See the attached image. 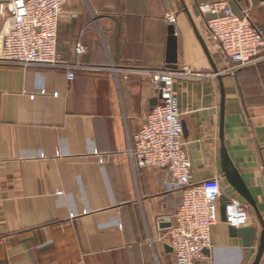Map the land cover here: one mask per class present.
<instances>
[{
	"label": "crops",
	"instance_id": "0c3cea01",
	"mask_svg": "<svg viewBox=\"0 0 264 264\" xmlns=\"http://www.w3.org/2000/svg\"><path fill=\"white\" fill-rule=\"evenodd\" d=\"M213 1L67 0L56 50L82 68L0 61V264H177L160 220L175 215L182 192H166V170L139 168L128 155L129 137L158 104L151 73L166 69L170 25L175 71H191L173 96L192 181L219 177L221 196L246 207L242 228H256L246 247L221 221L220 199L212 245L195 264L253 263L262 228L225 180L220 156L223 145L264 222V48L254 64L227 73L200 10ZM224 1L264 35V0ZM6 31L0 16V53Z\"/></svg>",
	"mask_w": 264,
	"mask_h": 264
},
{
	"label": "built area",
	"instance_id": "2783aa9c",
	"mask_svg": "<svg viewBox=\"0 0 264 264\" xmlns=\"http://www.w3.org/2000/svg\"><path fill=\"white\" fill-rule=\"evenodd\" d=\"M67 0H8L0 2V16L7 31L3 37L0 61L24 68L42 67L76 70L77 61L65 63L56 50L58 23ZM209 15L206 34L221 53L226 72L233 75L254 64L264 48V35L250 20L247 12L234 14L224 0L200 6ZM175 22L173 14L165 18ZM79 57L84 48L76 45ZM167 69L151 73L157 89L158 104L146 115L140 130L129 137L128 155L134 166L167 171L166 192H182L175 215L160 220L167 227L168 245L177 264H195L204 259L211 247V228L219 222L218 201L221 198L219 177L199 183L192 181V171L183 139L181 112L173 96V85L179 78L191 75ZM67 81L74 75L69 72ZM225 224L235 229L244 227L248 214L237 198L226 203Z\"/></svg>",
	"mask_w": 264,
	"mask_h": 264
},
{
	"label": "water",
	"instance_id": "95a60500",
	"mask_svg": "<svg viewBox=\"0 0 264 264\" xmlns=\"http://www.w3.org/2000/svg\"><path fill=\"white\" fill-rule=\"evenodd\" d=\"M203 45V43H202ZM166 69L175 71L177 70V38L175 36V30L172 25L168 27V41H167V59H166ZM223 104V103H222ZM221 104V115L223 112V107ZM221 123H222V117H221ZM183 127V134H184V124L182 123ZM220 164L223 171V176L227 183L237 192V194L243 198L257 213L258 221L261 225V232L259 235V244L257 249L256 257L252 264H258L260 261V258L263 253L264 249V222L262 221L261 217L258 214L256 204L254 202V199L252 198L250 192L248 191L246 185L244 184L243 180L239 176L236 169L231 164L228 155L226 153V150L224 146H221V156H220ZM221 201L223 202L221 209H220V215H221V221L225 222V216H226V203L227 198L224 196H221ZM166 227H169L170 225L167 223L165 224ZM230 233L233 236L241 237L244 240V245L246 247H249L252 245L254 238L256 236V228L255 227H246V228H240L235 229L233 227H230ZM170 251L171 248H169Z\"/></svg>",
	"mask_w": 264,
	"mask_h": 264
}]
</instances>
